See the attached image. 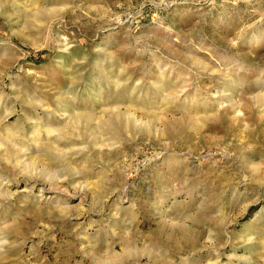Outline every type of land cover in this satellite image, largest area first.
Masks as SVG:
<instances>
[{
	"label": "rangeland",
	"instance_id": "rangeland-1",
	"mask_svg": "<svg viewBox=\"0 0 264 264\" xmlns=\"http://www.w3.org/2000/svg\"><path fill=\"white\" fill-rule=\"evenodd\" d=\"M0 264H264V0H0Z\"/></svg>",
	"mask_w": 264,
	"mask_h": 264
}]
</instances>
